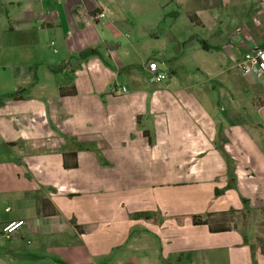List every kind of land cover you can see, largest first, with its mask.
<instances>
[{
    "label": "crops",
    "instance_id": "0c3cea01",
    "mask_svg": "<svg viewBox=\"0 0 264 264\" xmlns=\"http://www.w3.org/2000/svg\"><path fill=\"white\" fill-rule=\"evenodd\" d=\"M262 45L264 0H0L3 264H264V86L237 68Z\"/></svg>",
    "mask_w": 264,
    "mask_h": 264
},
{
    "label": "built area",
    "instance_id": "2783aa9c",
    "mask_svg": "<svg viewBox=\"0 0 264 264\" xmlns=\"http://www.w3.org/2000/svg\"><path fill=\"white\" fill-rule=\"evenodd\" d=\"M103 17H105L104 14L98 16V18ZM51 45L54 46V42H52ZM237 68L243 76L253 77L264 86V45L247 48L243 53L242 58L237 61ZM148 70L152 73V80L156 83H163L168 79V75L160 70L156 62L150 63L148 65ZM114 92L125 94L127 93V88L121 87L116 90L114 89ZM6 211H10V209H7ZM24 225L25 221L10 222L1 228V234L4 238L11 239L12 236ZM0 264H3L1 258Z\"/></svg>",
    "mask_w": 264,
    "mask_h": 264
},
{
    "label": "trees",
    "instance_id": "16d2710c",
    "mask_svg": "<svg viewBox=\"0 0 264 264\" xmlns=\"http://www.w3.org/2000/svg\"><path fill=\"white\" fill-rule=\"evenodd\" d=\"M192 22H196L195 18L193 16L190 17ZM200 45L202 46V48L204 50H210L212 49L211 46L207 45L205 41L200 40ZM90 57H102V54L100 53V49L99 48H91V49H87L85 51H83L80 55H79V60H85L88 59ZM53 72H59V69H55L52 68ZM59 94L61 97H68V96H76L77 95V90L75 88V86H71L69 88H61L59 91ZM1 101V99H0ZM63 166L65 169H75L78 167V163H77V154L76 153H69V154H64L63 156ZM44 207L45 204H47L48 202H43ZM55 213V212H52ZM44 214H46V212H44ZM193 224L194 225H205V226H209L210 230L212 232H224V231H229L228 229L225 228H220L217 225H212L210 223V221L208 219L203 220L201 217H193ZM260 244H261V250L262 252H264V241L259 240ZM59 264H65L63 262H59Z\"/></svg>",
    "mask_w": 264,
    "mask_h": 264
},
{
    "label": "rangeland",
    "instance_id": "374dc122",
    "mask_svg": "<svg viewBox=\"0 0 264 264\" xmlns=\"http://www.w3.org/2000/svg\"><path fill=\"white\" fill-rule=\"evenodd\" d=\"M162 1H166V0H162ZM52 41L56 42V39L54 38L53 34H47L45 37V41L43 43V45L41 46V50L42 52H40L39 55V61L41 62L42 59L44 61H48L49 59L56 57L57 54L54 53L53 48L51 47ZM139 72L143 75V76H147L149 77V75L147 73H145L143 71V69L140 68ZM193 74V73H192ZM188 74L185 73L184 71L180 72V78L181 79H185L186 76ZM201 79V78H200ZM245 219V215H236V214H230L229 216H225V217H219L217 219H215V221H220L222 222L224 225H229L230 227H241V229L243 230L245 228L244 225V219ZM259 224H264V220L262 218H259ZM258 235V234H256ZM10 240V239H7ZM261 240V239H259ZM0 258L3 260V257L0 255ZM49 258L46 256L45 260H48ZM20 264H31L33 263L31 259H22L21 261H19Z\"/></svg>",
    "mask_w": 264,
    "mask_h": 264
}]
</instances>
